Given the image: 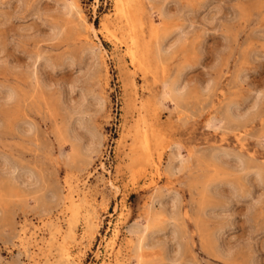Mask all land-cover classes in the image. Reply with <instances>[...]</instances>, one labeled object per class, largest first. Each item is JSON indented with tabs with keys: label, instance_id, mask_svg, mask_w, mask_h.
<instances>
[{
	"label": "rangeland",
	"instance_id": "rangeland-1",
	"mask_svg": "<svg viewBox=\"0 0 264 264\" xmlns=\"http://www.w3.org/2000/svg\"><path fill=\"white\" fill-rule=\"evenodd\" d=\"M123 1L0 0V264H264V0Z\"/></svg>",
	"mask_w": 264,
	"mask_h": 264
},
{
	"label": "bare ground",
	"instance_id": "bare-ground-1",
	"mask_svg": "<svg viewBox=\"0 0 264 264\" xmlns=\"http://www.w3.org/2000/svg\"><path fill=\"white\" fill-rule=\"evenodd\" d=\"M115 8H118V10L119 11H121L122 13V16H125L126 17V15H130V16H132L129 12H127V11H124V1L123 0H115ZM128 10V9H127ZM118 11V12H119ZM135 12V11H134ZM121 14H120V16H121ZM126 19V18H125ZM134 22L135 21H133V24H134ZM150 26H152V24L150 23ZM136 35V34H135ZM138 37V36H137ZM137 37H135L134 39L136 40V38ZM141 37V36H140ZM153 38V37H152ZM139 40V39H138ZM139 42V41H138ZM128 51L130 52V57L129 58H131V60H134V59H136L135 57H136V55H135V53H134V50H133V47L131 46V45H129L128 47ZM161 50V49H160ZM132 63V62H131ZM136 64V63H135ZM167 89V88H166ZM174 90V89H173ZM172 93V92H171ZM174 94V93H173ZM155 168V167H154ZM158 171V170H157ZM72 188V187H71ZM73 189V188H72ZM70 193V192H69ZM73 195V194H72ZM78 196V195H77ZM88 196V195H87ZM93 196V195H92ZM75 198V197H74ZM57 224V223H56ZM66 224V223H65ZM59 229V228H58ZM133 234V233H132ZM146 237V236H145ZM56 239V238H55ZM129 239V238H128ZM32 241V240H31ZM50 243V242H49ZM126 243H127V240H126ZM140 243V242H139ZM32 244V243H31ZM142 244V243H141ZM137 245H138V243H137ZM136 245V246H137ZM148 245V244H147ZM141 246V245H140ZM142 247V246H141ZM143 248V247H142ZM141 250V249H140Z\"/></svg>",
	"mask_w": 264,
	"mask_h": 264
}]
</instances>
